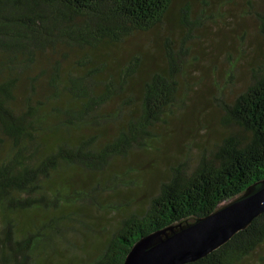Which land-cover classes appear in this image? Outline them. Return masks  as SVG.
Instances as JSON below:
<instances>
[{
    "label": "trees",
    "instance_id": "16d2710c",
    "mask_svg": "<svg viewBox=\"0 0 264 264\" xmlns=\"http://www.w3.org/2000/svg\"><path fill=\"white\" fill-rule=\"evenodd\" d=\"M174 2L0 0V264H123L140 238L206 217L264 180L263 69L223 102L217 152L171 170L148 207L110 234L90 215L91 206L128 212L108 196L174 114L185 63L171 51L153 69L144 53L118 55ZM91 233L100 248L75 259L77 236ZM189 264H264V213Z\"/></svg>",
    "mask_w": 264,
    "mask_h": 264
},
{
    "label": "rangeland",
    "instance_id": "374dc122",
    "mask_svg": "<svg viewBox=\"0 0 264 264\" xmlns=\"http://www.w3.org/2000/svg\"><path fill=\"white\" fill-rule=\"evenodd\" d=\"M168 51L180 58V65L185 63L188 74L181 80L174 114L157 129L160 140L150 152L134 155L129 167L135 173L125 176L108 196L112 205H126L128 212L88 208L109 234L129 213L148 207L171 170L184 163L194 167L203 154L217 152L227 135L223 102L264 69V0H175L160 27L130 39L118 55L144 53L153 69L164 66ZM102 240L94 233L77 236L75 245L82 249L71 254L84 258L97 251Z\"/></svg>",
    "mask_w": 264,
    "mask_h": 264
},
{
    "label": "water",
    "instance_id": "95a60500",
    "mask_svg": "<svg viewBox=\"0 0 264 264\" xmlns=\"http://www.w3.org/2000/svg\"><path fill=\"white\" fill-rule=\"evenodd\" d=\"M264 213V180L239 198L194 222L171 225L140 238L123 264H189L219 249Z\"/></svg>",
    "mask_w": 264,
    "mask_h": 264
}]
</instances>
